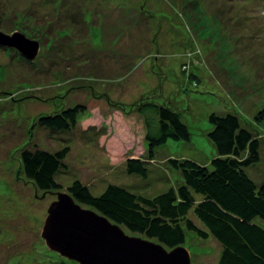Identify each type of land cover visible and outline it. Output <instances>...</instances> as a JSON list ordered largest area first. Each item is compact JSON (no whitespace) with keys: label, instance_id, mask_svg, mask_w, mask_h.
<instances>
[{"label":"rangeland","instance_id":"1","mask_svg":"<svg viewBox=\"0 0 264 264\" xmlns=\"http://www.w3.org/2000/svg\"><path fill=\"white\" fill-rule=\"evenodd\" d=\"M0 27L40 44L32 62L0 48V264H78L41 236L57 192L19 178L25 146L70 147L57 177L65 190L79 180L94 196L117 185L155 198L183 183L170 159L211 168L209 118L233 114L261 141L247 173L264 184V0H0ZM141 103L179 112L190 140L170 139L148 161L145 118L158 117ZM78 105L86 112L69 132L38 125ZM131 158L147 177L127 172ZM184 247L193 264H219L213 237L187 233Z\"/></svg>","mask_w":264,"mask_h":264},{"label":"trees","instance_id":"2","mask_svg":"<svg viewBox=\"0 0 264 264\" xmlns=\"http://www.w3.org/2000/svg\"><path fill=\"white\" fill-rule=\"evenodd\" d=\"M137 108L141 114L154 112L158 117L156 125L145 118L148 161L168 140H190L189 128L171 107L141 103ZM85 112L82 105L67 108L40 116L38 125L58 133L69 132ZM256 119L264 121V111ZM209 121L213 126L209 138L218 154L211 168L191 160L170 159L168 163L180 172L183 183L155 198L117 185H109L100 196H94L79 180L65 190L57 177L67 167L69 146L56 152L25 146L19 150L18 176L37 191L68 193L82 207L168 250L184 246L187 233H193L203 240L213 237L220 244L219 264H264V184L257 186L247 173L261 162V141L236 115L212 114ZM145 163L131 158L127 172L147 177Z\"/></svg>","mask_w":264,"mask_h":264},{"label":"water","instance_id":"3","mask_svg":"<svg viewBox=\"0 0 264 264\" xmlns=\"http://www.w3.org/2000/svg\"><path fill=\"white\" fill-rule=\"evenodd\" d=\"M0 48L15 49L32 62L40 44L22 33L7 34L0 29ZM56 196L41 236L51 251L66 259L78 264H193L184 246L168 250L160 243L128 234L105 216L76 203L68 193Z\"/></svg>","mask_w":264,"mask_h":264}]
</instances>
